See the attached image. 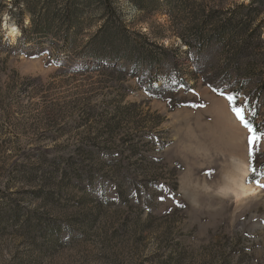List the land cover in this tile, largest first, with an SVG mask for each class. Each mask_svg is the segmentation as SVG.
Masks as SVG:
<instances>
[{
	"label": "rangeland",
	"instance_id": "1",
	"mask_svg": "<svg viewBox=\"0 0 264 264\" xmlns=\"http://www.w3.org/2000/svg\"><path fill=\"white\" fill-rule=\"evenodd\" d=\"M251 1L0 0V264H264V44L239 71L185 25ZM149 73L186 87L152 99Z\"/></svg>",
	"mask_w": 264,
	"mask_h": 264
},
{
	"label": "trees",
	"instance_id": "2",
	"mask_svg": "<svg viewBox=\"0 0 264 264\" xmlns=\"http://www.w3.org/2000/svg\"><path fill=\"white\" fill-rule=\"evenodd\" d=\"M263 6L264 1L262 2V0H252L247 6L240 4L239 6H234L233 10L228 9L223 13L224 17H221V19L215 16L212 17L211 13L206 14L203 10L201 13H198L196 15L192 13L188 19H185L183 15H181L183 14L181 12H179V16H182V18L186 20V26H195V29L193 31H195L196 39H198L199 42H211L215 43L216 45H222L223 47H229V50L235 57V63L233 66H235V69L240 71V57L243 55L244 51L251 48V42L253 40H256L257 42H261L262 44H264V36L262 33L263 30L261 27V23L253 27L254 21L257 20V18L264 12L261 9ZM239 15L240 18L239 20H237V17ZM196 23L197 25H194ZM207 32L209 33V35H207ZM103 40L105 39L103 38ZM181 41L187 47V51H189L191 48L190 45L184 39H182ZM126 44L128 49H130L131 51H135V53L137 52L136 48L131 43ZM158 48L162 52L161 60L165 63H170L171 66L174 67L176 64L173 60L170 61V59H168L169 57L166 55L167 50L164 49L162 46ZM179 49L180 48L178 47L177 50ZM91 52L93 58L100 60V64H98V67H96V71H104L102 70V67L103 69H109V67L105 65L106 61H104L103 59H99L100 55L98 53L97 48L93 49ZM142 55V53L137 54L138 59L136 60V62L138 64H143L145 68L150 69L152 67V61L155 59V57L149 56L148 60H145ZM260 56L261 61L264 62V56ZM161 60H158V62H161ZM56 64L59 67L64 68V66L67 64L66 58L58 60V63L56 61ZM197 68L200 70L199 67ZM203 68H206L209 73H214L215 71L219 70L217 64L214 65L212 62L209 61L205 62ZM246 68L249 69V65ZM168 76L169 75H167L165 79L166 81L159 87H155L153 84V82L159 81V75H156L155 73H149L145 77H142L141 80L143 82L146 94L152 99H163L165 98V96H163L162 93H167L169 96L173 94L174 89L176 87H186V83H179L176 86H173L171 83L172 81ZM24 85L26 87H30L31 89L35 87V84L32 80H30L29 82H27V84ZM208 86L212 87L211 85ZM242 89V86L238 85L237 90ZM181 105L182 104H179V106ZM248 122V125H251L254 129V132L257 133L259 130L257 125L255 123H252L251 121ZM249 166L252 171L247 176V181L250 183L262 177V175L257 174L259 169L255 168L252 155H250L249 157ZM253 169H255V171H253Z\"/></svg>",
	"mask_w": 264,
	"mask_h": 264
},
{
	"label": "bare ground",
	"instance_id": "3",
	"mask_svg": "<svg viewBox=\"0 0 264 264\" xmlns=\"http://www.w3.org/2000/svg\"><path fill=\"white\" fill-rule=\"evenodd\" d=\"M4 27H5L8 37L13 38L19 34V31L17 27H15L14 24H4ZM13 27L16 29V34L10 35L9 33L11 32V29ZM237 169H238V176L237 178L235 177L233 180V186H234L233 192H234L235 197L242 198V197H247L249 195L255 194L256 188H254V186H248L244 183V178L247 176V170L243 166L238 167Z\"/></svg>",
	"mask_w": 264,
	"mask_h": 264
},
{
	"label": "snow or ice",
	"instance_id": "4",
	"mask_svg": "<svg viewBox=\"0 0 264 264\" xmlns=\"http://www.w3.org/2000/svg\"><path fill=\"white\" fill-rule=\"evenodd\" d=\"M229 99H231V98H229ZM237 116H238V118H241L243 120L242 116L240 115V112H237ZM245 127H248L249 132L253 133V135L249 138V143L251 144V143L256 142L259 139V136H257L255 134L254 130L247 123H245ZM253 171H255V169H253ZM257 183L260 187H264V184H259V182H257Z\"/></svg>",
	"mask_w": 264,
	"mask_h": 264
},
{
	"label": "clouds",
	"instance_id": "5",
	"mask_svg": "<svg viewBox=\"0 0 264 264\" xmlns=\"http://www.w3.org/2000/svg\"><path fill=\"white\" fill-rule=\"evenodd\" d=\"M5 19H7V17L5 16ZM10 35H15L16 34V29L13 27L11 29V32L9 33Z\"/></svg>",
	"mask_w": 264,
	"mask_h": 264
}]
</instances>
